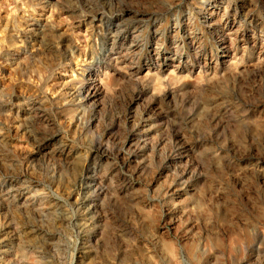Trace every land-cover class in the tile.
I'll return each instance as SVG.
<instances>
[{
  "label": "rangeland",
  "instance_id": "rangeland-1",
  "mask_svg": "<svg viewBox=\"0 0 264 264\" xmlns=\"http://www.w3.org/2000/svg\"><path fill=\"white\" fill-rule=\"evenodd\" d=\"M0 264H264V0H0Z\"/></svg>",
  "mask_w": 264,
  "mask_h": 264
}]
</instances>
